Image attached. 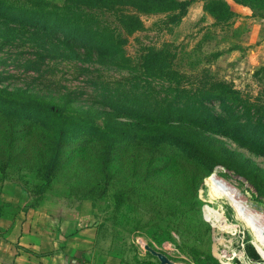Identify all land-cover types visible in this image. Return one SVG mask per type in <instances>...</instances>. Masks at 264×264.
Instances as JSON below:
<instances>
[{
  "label": "rangeland",
  "instance_id": "374dc122",
  "mask_svg": "<svg viewBox=\"0 0 264 264\" xmlns=\"http://www.w3.org/2000/svg\"><path fill=\"white\" fill-rule=\"evenodd\" d=\"M6 1L36 6V0ZM42 1L61 13L79 9L76 23L84 29H116L127 41L120 52L102 54L0 10L5 230L15 223L21 240L51 239L56 245L65 231L95 227L106 245L124 249L130 264H161L137 243L140 236L159 246L169 243L164 252L174 264H264V249L232 205L220 210L207 180L215 175L229 181L264 214V194L254 184L264 190V0H225L233 9L225 23L205 9L206 0H193L177 22L169 12H142L144 28L132 34L97 5ZM166 42L177 46L181 82L143 66L148 50ZM220 83L228 86L227 96L220 95ZM37 103L61 110L79 128L167 130L207 151L217 165L211 171L170 144L135 137L109 144L87 128L59 142L62 126L47 111L39 117L48 126L27 117L26 104Z\"/></svg>",
  "mask_w": 264,
  "mask_h": 264
},
{
  "label": "trees",
  "instance_id": "16d2710c",
  "mask_svg": "<svg viewBox=\"0 0 264 264\" xmlns=\"http://www.w3.org/2000/svg\"><path fill=\"white\" fill-rule=\"evenodd\" d=\"M32 1V0H30ZM83 1L88 6L97 5L106 11H112L116 15L121 28L132 34L138 30L144 28V22L141 17L142 12L154 13V12H169V15L177 22L187 12V8L193 0H79ZM6 0H0V10L3 14H10L18 21H24L36 26L44 25L51 30H57L64 34L68 41L81 42L88 47L92 46L96 50H99L102 54L108 50H113L110 53L121 51L126 44V38L121 34L116 33L117 30H107L106 28L97 29H84L80 24L76 23L81 17V11L76 8L59 7V10H64L63 13L56 11L55 9H47V2L42 0L35 1L36 6L19 5L17 3H6ZM58 7V6H56ZM205 9L214 15L217 23L227 22L233 15V9L230 4L225 0H206ZM68 13H71L69 16ZM61 14V16H59ZM73 17L72 19H70ZM173 46V47H172ZM177 46L172 42H166L161 48L156 49L152 47L144 55L143 66L145 71L151 73L154 76L168 79L174 82H181L182 75L177 69L178 52L174 51ZM221 84L220 95L227 96L228 93L225 90L229 89L225 83ZM3 103L13 107H17L18 102L2 100ZM25 105V104H23ZM30 119L37 121L43 125H47L42 117H39L41 112L47 111V116L53 120L54 125L62 126L60 133L58 134L59 142L63 139L73 137L75 134H70L73 130H83L87 128L89 131L99 133L101 136L111 141L114 138H126L135 137L143 140H147L152 144H170L181 152L187 154L209 170H214L217 165V161L209 155L207 151L200 148L198 145L183 139L167 130H151L144 129V132H137L131 134L128 129L134 132L133 129L121 130L119 128L100 127V126H82L76 127L75 124H69V118H62L61 110H54L45 104H26ZM59 109V108H57ZM50 128L52 126H49ZM64 127V128H63ZM52 130V129H51ZM68 132H67V131ZM264 130V129H263ZM77 135V134H76ZM107 143V144H108ZM57 159L54 158L46 168V173L52 174L54 165ZM261 194H264L263 187L254 183ZM150 254V253H149ZM257 257L258 255L254 253ZM142 264H155L151 261H147Z\"/></svg>",
  "mask_w": 264,
  "mask_h": 264
},
{
  "label": "crops",
  "instance_id": "0c3cea01",
  "mask_svg": "<svg viewBox=\"0 0 264 264\" xmlns=\"http://www.w3.org/2000/svg\"><path fill=\"white\" fill-rule=\"evenodd\" d=\"M1 220L0 264H130L124 249H115L116 243L112 241L106 245L102 240L104 233L98 228L65 231L60 235L64 240L53 245L51 239L21 240V233L15 231L21 227L13 223L6 231Z\"/></svg>",
  "mask_w": 264,
  "mask_h": 264
},
{
  "label": "bare ground",
  "instance_id": "6f19581e",
  "mask_svg": "<svg viewBox=\"0 0 264 264\" xmlns=\"http://www.w3.org/2000/svg\"><path fill=\"white\" fill-rule=\"evenodd\" d=\"M207 180L209 189H211L213 195L217 197V204L219 205L220 210L224 213L225 207L223 204L232 205L233 208H235L234 210H236L235 213L240 222L249 229L254 239L264 249L263 212H261L252 201L250 202L246 200L238 188L229 181L218 178L215 175H212V177Z\"/></svg>",
  "mask_w": 264,
  "mask_h": 264
},
{
  "label": "built area",
  "instance_id": "2783aa9c",
  "mask_svg": "<svg viewBox=\"0 0 264 264\" xmlns=\"http://www.w3.org/2000/svg\"><path fill=\"white\" fill-rule=\"evenodd\" d=\"M137 243L142 247V249L147 252L149 251L148 247H151L161 253H164V251L168 252L171 249V245L169 243H165L163 246H159L155 241H146V239L143 238V236H140L137 238Z\"/></svg>",
  "mask_w": 264,
  "mask_h": 264
},
{
  "label": "water",
  "instance_id": "95a60500",
  "mask_svg": "<svg viewBox=\"0 0 264 264\" xmlns=\"http://www.w3.org/2000/svg\"><path fill=\"white\" fill-rule=\"evenodd\" d=\"M148 249L150 250L151 253H153L155 256L158 257V259L160 260L161 264H174L171 259H169V257L167 255H165L164 253L158 252L155 249L148 247Z\"/></svg>",
  "mask_w": 264,
  "mask_h": 264
}]
</instances>
